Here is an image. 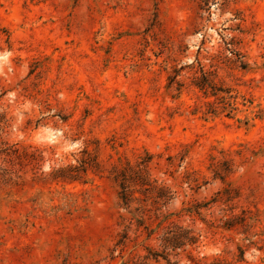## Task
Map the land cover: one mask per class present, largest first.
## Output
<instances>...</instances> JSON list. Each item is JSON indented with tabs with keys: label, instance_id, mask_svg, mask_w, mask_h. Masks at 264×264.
I'll return each instance as SVG.
<instances>
[{
	"label": "rangeland",
	"instance_id": "rangeland-1",
	"mask_svg": "<svg viewBox=\"0 0 264 264\" xmlns=\"http://www.w3.org/2000/svg\"><path fill=\"white\" fill-rule=\"evenodd\" d=\"M0 264H264V0H0Z\"/></svg>",
	"mask_w": 264,
	"mask_h": 264
},
{
	"label": "trees",
	"instance_id": "trees-1",
	"mask_svg": "<svg viewBox=\"0 0 264 264\" xmlns=\"http://www.w3.org/2000/svg\"><path fill=\"white\" fill-rule=\"evenodd\" d=\"M205 5H207L210 0H202ZM222 4H225L228 2V0H221ZM200 87V86H199ZM77 173H79V170L76 168H68V169H63V170H59L57 173V178H61V179H70V180H74L75 177L78 175ZM125 182H122V189H123V194H122V199L123 201L126 203L129 202L130 198L129 195L126 193L125 187H124ZM179 239H181V236H179V234H177L175 231H169L166 232L165 235L162 238V246L164 247V249H175L177 248V244L179 242ZM192 241V238L189 240ZM155 257L160 256L157 253L153 254Z\"/></svg>",
	"mask_w": 264,
	"mask_h": 264
}]
</instances>
